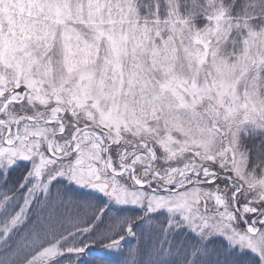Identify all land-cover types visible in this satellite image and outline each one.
<instances>
[{
    "label": "snow or ice",
    "instance_id": "snow-or-ice-1",
    "mask_svg": "<svg viewBox=\"0 0 264 264\" xmlns=\"http://www.w3.org/2000/svg\"><path fill=\"white\" fill-rule=\"evenodd\" d=\"M0 264H264V0H0Z\"/></svg>",
    "mask_w": 264,
    "mask_h": 264
},
{
    "label": "trees",
    "instance_id": "trees-1",
    "mask_svg": "<svg viewBox=\"0 0 264 264\" xmlns=\"http://www.w3.org/2000/svg\"><path fill=\"white\" fill-rule=\"evenodd\" d=\"M98 259L102 258L103 257V254L100 253V252H97V253H94Z\"/></svg>",
    "mask_w": 264,
    "mask_h": 264
}]
</instances>
